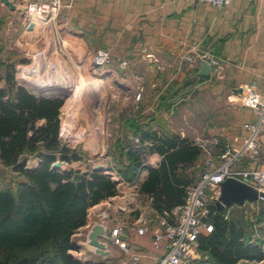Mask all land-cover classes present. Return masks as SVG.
I'll list each match as a JSON object with an SVG mask.
<instances>
[{
    "label": "crops",
    "instance_id": "obj_1",
    "mask_svg": "<svg viewBox=\"0 0 264 264\" xmlns=\"http://www.w3.org/2000/svg\"><path fill=\"white\" fill-rule=\"evenodd\" d=\"M25 1L16 0L14 9L0 2V61L8 64V68L28 62L27 47L32 40L27 39L25 14L20 10ZM60 2L58 26L66 28L67 36H63V41L66 38L75 47L73 53L82 58L85 52L90 54L105 49L110 54L111 62L102 66L100 74L112 82L108 88L115 85L125 95L120 98V94L115 95V91L109 89L113 97L119 98L117 104L120 106L115 116L120 130L114 137L118 143L129 140L130 144L139 145V135L133 134L128 127L130 119L143 129L149 127L158 134L165 130L167 134H176L196 145L208 140L207 149L198 145L201 153L192 167L199 174L206 161H217L227 142L236 146L245 138L247 131L243 124L254 122L257 116L241 104V98L249 92L264 98V0H231L221 8L196 0ZM41 36L45 38L42 33ZM77 47L80 49L76 52ZM49 50V54L54 52L53 41L39 53L32 50L35 64L40 68L51 65L55 70L60 67L69 70L53 56L51 62L48 60L45 64L46 60L41 58ZM204 53L219 59L222 67L219 76L214 75L212 68L206 76L199 73L200 57ZM122 61L126 63L122 65ZM5 69L0 70L1 74ZM198 74L204 78L198 79ZM15 76L17 84L25 87ZM195 78L198 80L191 92L176 101L170 111L157 110L159 95L165 94L169 83ZM0 86H4L3 80ZM137 93L139 99L135 100ZM72 113L77 115L75 119L81 117L79 111L71 107L68 113H62L65 121H70ZM258 139V159L255 162L242 159L234 164V169L264 168V131ZM142 144L147 148L152 145L149 140ZM161 158L158 152L147 151L143 165L154 168ZM38 161L37 155L31 159L27 157L26 168H35ZM15 175L8 169L10 180ZM147 175L148 170L144 168L133 182L119 176L112 178L117 182L116 194L91 206L86 223L72 235L76 248L69 253L74 258L83 264H116L122 258L120 249L107 238L104 240L109 251L106 256L84 247L87 231L93 224L101 223L106 231L116 224L124 227L123 237L130 250L140 254L138 264L159 262L164 251L153 248L151 241L168 214L159 215L151 206L152 197L139 192V185ZM231 205L223 212L230 215L234 210ZM237 206H243L245 217L252 221L253 213L264 207V201L257 198ZM261 225L264 221L253 225V235L264 241ZM139 228H143L142 234L138 233ZM262 248L264 250V244ZM237 264H264V258L240 260Z\"/></svg>",
    "mask_w": 264,
    "mask_h": 264
},
{
    "label": "trees",
    "instance_id": "obj_2",
    "mask_svg": "<svg viewBox=\"0 0 264 264\" xmlns=\"http://www.w3.org/2000/svg\"><path fill=\"white\" fill-rule=\"evenodd\" d=\"M7 66L0 61V70L6 67L4 74L0 72V82L4 81L0 86V264H83L69 253L76 248L72 235L86 223L91 206L116 194L117 182L103 169L82 173L51 167L58 159L71 163L78 158L60 139V110L68 113L71 100L65 97L62 105L60 98L36 97L17 84L13 66ZM197 78L204 76L198 74ZM197 78L169 83L165 94L159 95L157 110L170 111L191 92ZM49 86L41 92H68ZM128 127L139 135L140 143L117 142L120 158L112 169L120 179L133 182L147 168L148 175L138 190L150 195L152 208L159 215L167 213L171 221V210L184 202L187 186L199 175L192 167L201 150L194 142L165 130L158 134L152 128L143 129L133 119ZM145 140L152 145L144 146ZM147 151L162 155L158 166L143 165ZM32 153L39 161L28 169L26 159ZM8 169L16 174L11 180ZM231 206L234 210L227 218L224 212L214 213L209 219L212 230L198 235L200 259L196 264H237L264 258V241L253 235V225L264 221V207L253 213L251 221L243 206Z\"/></svg>",
    "mask_w": 264,
    "mask_h": 264
},
{
    "label": "built area",
    "instance_id": "obj_3",
    "mask_svg": "<svg viewBox=\"0 0 264 264\" xmlns=\"http://www.w3.org/2000/svg\"><path fill=\"white\" fill-rule=\"evenodd\" d=\"M15 2L16 0H11ZM207 2L217 8L224 7L231 0H196ZM60 0L30 1L23 3L24 14H26V27L33 24V18L49 22L55 18L60 9ZM200 60L208 63L214 75L221 73V64L218 58L204 53ZM91 64L94 68L102 67L111 62L110 54L105 49H97L91 55ZM126 62L122 61V65ZM22 67L17 68L22 78ZM139 99V93L134 97ZM241 104L250 108L256 114L254 122H245L244 129L247 131L245 138L236 146L226 143L223 151L219 154L217 161H206L205 166L198 177L186 188L184 202L171 210L172 220L164 218L161 230L153 235L152 247L162 248L164 253L157 264H195L200 258L196 247L197 238L202 231L210 232L212 224L207 219L201 221V217L207 213L206 206L215 202L220 194V183L226 178H236L264 193V168H249L244 170L234 169V164L242 159L255 162L259 156V134L264 131V98L256 92H249L242 96ZM236 140V138L234 139ZM216 141V139H215ZM210 141L202 140L198 145L207 149ZM259 201H264V195H258ZM167 215V214H166ZM224 218L228 212H224ZM143 228L138 229L142 234ZM106 238L116 245L122 252V258L116 264H138L140 254L132 252L124 235V227L120 224L112 226L105 233Z\"/></svg>",
    "mask_w": 264,
    "mask_h": 264
},
{
    "label": "rangeland",
    "instance_id": "obj_4",
    "mask_svg": "<svg viewBox=\"0 0 264 264\" xmlns=\"http://www.w3.org/2000/svg\"><path fill=\"white\" fill-rule=\"evenodd\" d=\"M24 16L26 19V14ZM33 22L34 26L38 24L36 28L33 29V24L32 27L27 30L24 28V30H26L25 33L28 35L27 39L30 37L32 40V42L29 43V47H27L28 62L25 65H22L26 66L22 67V71L25 73L26 77H28V80L33 83L43 77V71H41V68L34 62L35 57L32 50H37V53H39L40 50H43L44 46H49L48 35L52 37L51 40L53 41L54 52L53 50L51 51L52 54H49L50 50L45 52L41 59L44 61L46 60V64L48 63V60L51 62L52 56L56 57V59L63 62L70 71L61 67L55 70V67L53 68L49 65L51 66V71L48 73L49 77L46 78L49 82L42 83L40 85L33 83L34 86H30L31 84L26 79L22 80L19 73H17V68L19 66H13L12 72L14 74V78L16 77V74L18 76V80H20V82L28 88L29 91L34 89V87L40 90L41 88L47 87V85H52L56 82L55 85L57 86H49V88L55 89L58 87L60 91L67 90V93H70L68 97L71 100V107L76 109V111H79V115L83 118V121L75 119L77 115L72 113L70 115V121H65V117L60 110L59 118L61 142L73 149L78 157L77 160L71 163L65 162L62 164L60 170L65 172L69 169H78L83 173L89 171L91 168H94L96 165H100L101 169H103L107 174H110L112 178L114 176L116 177L117 175L112 168L116 166V160L120 158L117 151V141L114 138L120 130V125L117 123L115 116L118 106L120 105H118L119 103L117 104L119 98L113 97L110 90L115 91V95L120 94V98L125 96L123 91L118 90L115 85L108 88V85H112V82H108V80L100 74L102 68L104 67H93L90 61L92 53L87 54L84 51L85 53H83L82 58L73 53L75 47H73L69 41H66V38L63 41V36H67L66 28L58 26V16L51 19L49 22H44V20L34 17ZM42 30L49 31L48 35L43 32L45 38H43L41 33H39ZM54 73L56 74L54 75ZM55 80H60L61 82L63 81V83L61 84ZM95 93L99 95L103 94L104 98L99 100L95 96ZM45 96H56V98L62 99V105L66 100L64 96L56 95V93H45ZM86 113L87 116L84 118V114ZM111 135H113V137ZM34 156L35 155L29 154L27 157L28 159H31ZM260 230L264 231V225L260 226Z\"/></svg>",
    "mask_w": 264,
    "mask_h": 264
},
{
    "label": "water",
    "instance_id": "obj_5",
    "mask_svg": "<svg viewBox=\"0 0 264 264\" xmlns=\"http://www.w3.org/2000/svg\"><path fill=\"white\" fill-rule=\"evenodd\" d=\"M0 2L7 5L10 9H14L16 7L14 2L11 0H0ZM20 10L24 13V9L22 7H20ZM31 27L32 24L29 23L28 28ZM199 73L205 76L209 74V65L204 60L201 62ZM35 96L39 98L53 97L38 95ZM54 98H56V96ZM64 163L65 162L62 160H56L51 167L53 169H60ZM94 168L101 169V166L96 165ZM258 195H264V193L258 192L253 186H250L236 178H226L220 183V194L218 199L206 206L207 213L205 216L201 217V221L210 219L216 212L222 213L224 209L229 207L231 204L242 205L245 201H255L258 198ZM105 233L106 229L103 224H93L86 233L87 241L84 247L87 250H92L94 253H97L101 256H106L109 251L106 248L107 243L104 241L106 239Z\"/></svg>",
    "mask_w": 264,
    "mask_h": 264
},
{
    "label": "bare ground",
    "instance_id": "obj_6",
    "mask_svg": "<svg viewBox=\"0 0 264 264\" xmlns=\"http://www.w3.org/2000/svg\"><path fill=\"white\" fill-rule=\"evenodd\" d=\"M38 25V24H37ZM36 25V26H37ZM36 26H34V22H33V28H36ZM40 27V26H39ZM43 32L46 34L47 33V35L49 34V31H45V30H42L40 33H42L43 34ZM44 35V34H43ZM48 38H49V46L52 44V37L50 36V35H48ZM80 49V47H77L76 48V52L78 51ZM33 66V65H32ZM32 66H30V67H32ZM29 67V68H30ZM42 68V67H41ZM41 71H43V77H41L40 79H38V80H36L35 82H33V83H35L36 85H40V84H42V83H47V82H49V80L48 79H46V78H48L49 76H48V73H50V71H51V68L50 67H48V66H44L42 69H41ZM46 73H47V75H46ZM22 74H23V76H22V80H24V79H26L31 85L30 86H34V84L33 83H31L29 80H28V77H26V75H25V73L24 72H22ZM56 73H54V75H55ZM47 77H46V76ZM45 77V78H44ZM62 77V76H61ZM72 80V79H71ZM59 82L62 84L63 83V81L61 82L60 80H59ZM71 82V81H70ZM64 84H65V82H64ZM74 86V85H73ZM87 88H89V87H87ZM31 91L35 94V95H38V96H45V93H42L41 92V90H39L38 88L36 89V87H34V89H31ZM86 93V92H85ZM52 94V93H51ZM69 94L70 93H67V92H62V93H56V95H61V96H64V97H68L69 96ZM82 95V94H81ZM95 96L100 100V99H102V98H104V96H103V94H101V95H99V94H97V93H95ZM81 99V98H80ZM84 102V101H83ZM80 103V102H79ZM85 103V102H84ZM88 104V103H87ZM94 107V106H93ZM86 116H87V113L86 114H84V118H86ZM78 119H80L81 121H83V118H82V116L81 117H79ZM100 146H101V144H100Z\"/></svg>",
    "mask_w": 264,
    "mask_h": 264
}]
</instances>
